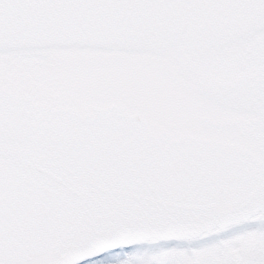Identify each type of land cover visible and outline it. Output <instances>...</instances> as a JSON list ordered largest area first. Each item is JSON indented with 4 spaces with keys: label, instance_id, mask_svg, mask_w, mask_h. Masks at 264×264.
Masks as SVG:
<instances>
[{
    "label": "water",
    "instance_id": "95a60500",
    "mask_svg": "<svg viewBox=\"0 0 264 264\" xmlns=\"http://www.w3.org/2000/svg\"><path fill=\"white\" fill-rule=\"evenodd\" d=\"M45 32L0 59V264H73L120 244L174 242L264 213V137L254 117L230 142L238 169L215 183L190 146L178 63L217 26L264 40L258 0H34L5 4ZM15 44L13 43V47ZM120 46L136 54L106 51ZM137 215L99 247L66 220L114 192ZM167 210L162 212L161 210Z\"/></svg>",
    "mask_w": 264,
    "mask_h": 264
},
{
    "label": "snow or ice",
    "instance_id": "6c2138e0",
    "mask_svg": "<svg viewBox=\"0 0 264 264\" xmlns=\"http://www.w3.org/2000/svg\"><path fill=\"white\" fill-rule=\"evenodd\" d=\"M34 0H0V59L6 54L23 56L30 51L26 41L33 34L46 31L14 13L5 4L27 5ZM264 3V0H258ZM239 25L217 26L207 37L197 40L193 50L181 54L179 65L183 85L177 89L176 107L182 120L191 124L201 135L211 138L204 145L190 146L201 159L211 181L219 183L239 167L242 155L230 142L245 135L240 117H254L264 137V40L255 42L239 34ZM13 43L15 46L13 47ZM106 51L136 54L142 49L120 46ZM135 187L130 178L124 194L113 193L76 205L66 220L74 231L95 238L99 247L118 230L130 226L145 210L136 209L128 199ZM167 212V210H161ZM132 246L114 247L88 259L84 264H115L118 256L133 251Z\"/></svg>",
    "mask_w": 264,
    "mask_h": 264
},
{
    "label": "rangeland",
    "instance_id": "374dc122",
    "mask_svg": "<svg viewBox=\"0 0 264 264\" xmlns=\"http://www.w3.org/2000/svg\"><path fill=\"white\" fill-rule=\"evenodd\" d=\"M214 235L203 241L187 240L183 245H152L145 252L136 249L118 256L115 264H264L262 220Z\"/></svg>",
    "mask_w": 264,
    "mask_h": 264
},
{
    "label": "flooded vegetation",
    "instance_id": "af4514ba",
    "mask_svg": "<svg viewBox=\"0 0 264 264\" xmlns=\"http://www.w3.org/2000/svg\"><path fill=\"white\" fill-rule=\"evenodd\" d=\"M254 219H255V220H258V219L263 220V219H264V216H263L261 213H258V214H256V215L254 216ZM263 221H264V220H263Z\"/></svg>",
    "mask_w": 264,
    "mask_h": 264
}]
</instances>
